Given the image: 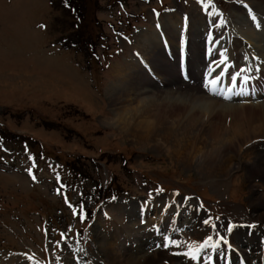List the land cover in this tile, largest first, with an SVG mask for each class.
Segmentation results:
<instances>
[{
	"label": "rangeland",
	"instance_id": "rangeland-1",
	"mask_svg": "<svg viewBox=\"0 0 264 264\" xmlns=\"http://www.w3.org/2000/svg\"><path fill=\"white\" fill-rule=\"evenodd\" d=\"M245 1L0 0V264H226L227 256L240 264L231 249L243 246L233 238L251 229L264 254V139L247 142L238 157L227 146L216 167L211 160L198 171L177 156L184 148L174 138L137 140L127 121L116 126L129 107L108 98L134 52H147L145 35L160 41L168 26L182 36L177 19L170 24L173 14L192 22V39L204 36L199 22L213 11L263 27L264 15L245 9ZM205 54L202 46L187 47L190 70ZM171 64L165 70L178 83L174 92L181 73ZM136 93L134 112L153 95ZM224 117L228 126L233 115ZM196 135L187 140L192 159L202 144ZM162 206L155 217L151 208ZM260 213L263 220H255ZM152 218L165 220L163 230L154 234ZM242 250L244 261L256 264V251Z\"/></svg>",
	"mask_w": 264,
	"mask_h": 264
},
{
	"label": "bare ground",
	"instance_id": "bare-ground-1",
	"mask_svg": "<svg viewBox=\"0 0 264 264\" xmlns=\"http://www.w3.org/2000/svg\"><path fill=\"white\" fill-rule=\"evenodd\" d=\"M258 1L262 4L264 3V1L261 0ZM258 1L255 3L254 0H246L244 8H253L255 10L256 6L258 12L264 15V9L260 8ZM244 8L242 7V9ZM248 15L250 16L251 14L249 13ZM247 16L244 15L245 18ZM220 17H222V15H218L216 11H213L209 16L207 14L203 21L204 24L199 22V28L204 33V36L199 33L201 37L192 39L191 35L197 31L196 28L193 27L192 22H182L176 14H173L170 19V24L177 19L176 21H178L183 28L182 36H179L181 32L175 35L171 29H167V25V30L164 27V29L160 31V41L157 39L158 41L156 42L151 34L145 35L144 42L139 44L142 47L147 45V52L144 50L141 53L134 52L135 55L126 62L123 71L118 72L117 85L113 84V90L109 91L110 94L108 93V98L112 103H116V105L120 106L123 104L125 109H127V107L130 109L133 101L132 97L139 96L136 92H145V94H147V92H152L153 95L150 94L151 96L139 100L140 103L136 107L135 112L129 109L126 111L127 113L124 111L126 113V118H120V120L118 118V121H116L117 124L115 123V125H120L121 127L125 125V121H127L128 123L125 126L128 127L125 129L131 134L130 136L137 138V140L148 141L150 138L155 140L174 138L175 144L177 143L179 148H184V150H182L183 154L180 152L177 156L181 158L183 164H185L187 168H194L198 171L201 170L204 164H210L209 161L211 160V162H213L211 165L216 167V165L220 163L219 158H222L221 154L226 150L227 146L233 150L237 148L234 157H238L241 153L240 149H242V146L247 142L264 139V84H261L264 81V26L261 27L257 23H254V21V24L251 23L246 25L247 20H244L245 26H243L238 22L236 23L235 20L231 21L229 19L231 17ZM247 19L249 20L248 17ZM250 19H253V17ZM253 28H256V30ZM191 44L199 48L202 46L206 54L203 59L197 61L198 66L196 70L190 71L187 69L184 76L188 79L185 81L179 79L180 88L178 87V89L185 87L188 90L180 91L175 89V91L172 92L170 89L174 85V87L178 86V83H175L176 81H174L172 75L165 69L167 66H170L173 61L172 57H176L178 54L181 56L180 66L183 67L185 64L184 52ZM135 45L137 46V41H135ZM160 60L165 67H157V62L159 61L160 63ZM138 76H140L141 79ZM119 83L122 85L120 86ZM153 83L158 84V86L153 85ZM250 87L255 88V91L243 92L244 89ZM230 88L239 89L241 94L232 92L233 89L231 90ZM163 89L166 91L162 92ZM199 91L206 96L202 95ZM173 93L179 94L175 96ZM162 94L169 96L161 98L160 95ZM240 96H242L243 102L238 100ZM210 98L215 100H211ZM250 99L258 100L256 102H247L251 103L249 107L228 105L241 104ZM216 100L221 101V103ZM222 102L228 104H223ZM126 103L128 104L127 106ZM129 103L131 104L129 105ZM123 107H119L118 111L121 112ZM133 113H135V115ZM229 113L233 115V119L227 126L225 124V119L222 121V118H225L224 116ZM239 116L245 117L244 121L242 119V121L238 122L239 120H237L236 117ZM195 132L199 134L196 135ZM195 135V138H200L199 142H202V144L200 143L201 147L195 150L193 154L195 158L192 159L190 154L186 156V148L187 140L191 137L193 140ZM203 142L205 143L203 144ZM205 146H209L208 151L205 150ZM201 155H205L206 159H200ZM220 186L219 188L221 189L225 188L227 185L223 182ZM142 206L146 207L145 204H142ZM164 206L166 207V205ZM167 208V211H169L171 207L167 205ZM146 209L148 211L149 206H147ZM146 209L144 208L143 211L145 212ZM153 209L155 211V217H157L165 208L162 206L159 208H151L152 211ZM170 211L175 214L174 216L178 215L177 218L181 214L176 207L172 208ZM233 213L234 216H246L245 212L238 208H235ZM247 215L249 216V214ZM145 216L146 213H142L138 219L145 220ZM154 218L150 220L149 225L156 226L160 231L163 230L164 219L155 220ZM249 218L252 217L249 216ZM241 220L247 221L243 218ZM255 220H263V214H257ZM253 221L254 220H252V222ZM171 222L174 223V219ZM253 224L255 225L257 223ZM231 225L229 229L233 228V224ZM251 231L253 232V229H251ZM252 232H250L251 235L247 234L248 236L242 234V236L245 235L244 238L235 234V237L237 236L240 239L237 237L233 238V244H241L243 248L249 250L250 254L256 251V264H264V254L258 252L256 248L257 245H255L258 243L260 244V241L258 242L257 239L258 243L255 241V237L258 235L256 236V234ZM258 233L261 235L260 237L263 238L262 240H264V230H259ZM114 243L116 242H110L109 244L114 246ZM105 245H108V243ZM237 247L236 245V252H240L238 256L244 255L245 252L242 250L243 248ZM232 248L234 249L233 246ZM235 250H233L232 253L235 252ZM119 259L116 260L121 262V259ZM161 260H163V258L160 259V263ZM244 262V259L241 257L239 263L243 264ZM209 264H214V261L210 260Z\"/></svg>",
	"mask_w": 264,
	"mask_h": 264
}]
</instances>
